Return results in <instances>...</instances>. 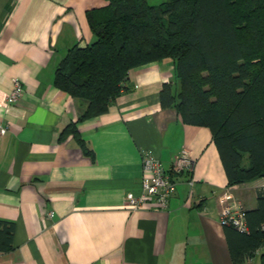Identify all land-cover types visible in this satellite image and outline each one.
<instances>
[{"label":"crops","instance_id":"1","mask_svg":"<svg viewBox=\"0 0 264 264\" xmlns=\"http://www.w3.org/2000/svg\"><path fill=\"white\" fill-rule=\"evenodd\" d=\"M105 4L0 0V121L8 126L0 136V220L15 226L0 264H233L220 199L231 193L253 209L264 180L229 186L211 130L161 107L172 61L132 69L109 111L82 122L83 102L54 83L68 50L94 40L87 12ZM16 78L24 93L9 103ZM75 122L93 155L73 133L61 135ZM147 149L175 183L167 209L149 199L138 209L127 203L128 193L145 194ZM182 151L193 169L176 173Z\"/></svg>","mask_w":264,"mask_h":264},{"label":"trees","instance_id":"2","mask_svg":"<svg viewBox=\"0 0 264 264\" xmlns=\"http://www.w3.org/2000/svg\"><path fill=\"white\" fill-rule=\"evenodd\" d=\"M87 18L94 40L71 47L54 79L83 102L78 122L108 112L132 69L170 59L161 107L211 130L229 186L264 180V0H106ZM76 125L61 135L73 133L93 155ZM246 219L247 233L224 225L231 260L259 254L264 264V186ZM14 228L0 220V251L12 249Z\"/></svg>","mask_w":264,"mask_h":264},{"label":"built area","instance_id":"3","mask_svg":"<svg viewBox=\"0 0 264 264\" xmlns=\"http://www.w3.org/2000/svg\"><path fill=\"white\" fill-rule=\"evenodd\" d=\"M24 93L23 83L20 79L13 80L12 90L6 94L7 102H16ZM8 126L0 121V136L6 134ZM144 172L142 186L145 194L136 196L128 193L127 203L134 209L143 207L147 200H151L157 209H167L170 198L175 192V183L170 173L164 168L160 158L152 149H147L144 154ZM193 169V160L186 151H182L174 161L173 170L176 173L189 172ZM192 184V182H191ZM222 209L220 221L223 225H232L243 233L249 231L246 209L242 203L231 193H225L221 199ZM53 211H49L45 216V221L53 218Z\"/></svg>","mask_w":264,"mask_h":264},{"label":"rangeland","instance_id":"4","mask_svg":"<svg viewBox=\"0 0 264 264\" xmlns=\"http://www.w3.org/2000/svg\"><path fill=\"white\" fill-rule=\"evenodd\" d=\"M163 1H165V0H148V2L150 4H153V5H158V4L162 3ZM258 188H260V187H257L256 189H258ZM252 262H253L252 264H260V259L258 257H255Z\"/></svg>","mask_w":264,"mask_h":264}]
</instances>
